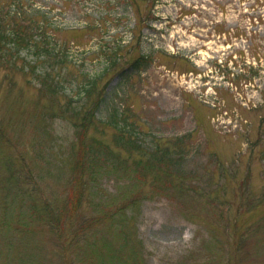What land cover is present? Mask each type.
I'll return each instance as SVG.
<instances>
[{
	"label": "rangeland",
	"instance_id": "374dc122",
	"mask_svg": "<svg viewBox=\"0 0 264 264\" xmlns=\"http://www.w3.org/2000/svg\"><path fill=\"white\" fill-rule=\"evenodd\" d=\"M34 1L52 5L60 40L72 55L81 52L78 65L63 67L65 79L86 84L116 55L99 87L111 80L107 89L117 91L144 129L190 135L191 188L142 201L125 264H264V0ZM140 54L152 55V64L121 81L116 73ZM241 67L253 78L241 80ZM30 77L20 76L22 87L12 90L0 83V122L19 146L48 136L55 160L43 163L41 184L51 197L70 175L74 128L52 116L59 106L42 99L27 84ZM102 185L106 190H93L91 199L96 192L112 201L131 187L114 174ZM138 241L141 257L130 249ZM26 248L35 264H66L44 228ZM2 249L0 240V255Z\"/></svg>",
	"mask_w": 264,
	"mask_h": 264
},
{
	"label": "trees",
	"instance_id": "16d2710c",
	"mask_svg": "<svg viewBox=\"0 0 264 264\" xmlns=\"http://www.w3.org/2000/svg\"><path fill=\"white\" fill-rule=\"evenodd\" d=\"M35 2L0 0V83L12 90L22 87L20 76H31L27 84L42 99L59 106L52 116L68 120L74 128L68 152L72 169L65 188L44 197L41 181L47 173L42 172V165L55 160L49 155L50 139L40 133L35 141L19 146L0 122V264H35L24 251L39 228L50 233L66 264H125L130 229L137 240L133 224L142 201L174 197L170 191L182 195L185 188H191L187 184L193 178L188 168L190 151L185 146L190 135L170 136L144 129L132 108L117 100V91L107 89L111 80L99 87L112 62L117 63L116 55L109 56L106 66L89 76L86 84L77 87L65 79L63 67L78 65L81 52L72 55L71 46L60 40L63 27L53 20L52 5ZM152 61V55L140 54L116 74L128 82ZM81 63L84 65L83 60ZM245 72L241 67L237 76L246 81L253 78L244 76ZM84 74L88 76L85 70ZM109 174L118 182L131 183L112 201L96 193L106 190L102 182ZM87 206L93 214H86ZM67 238H72L69 243ZM135 245L137 248L130 249L141 257L139 241Z\"/></svg>",
	"mask_w": 264,
	"mask_h": 264
}]
</instances>
